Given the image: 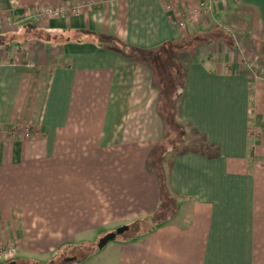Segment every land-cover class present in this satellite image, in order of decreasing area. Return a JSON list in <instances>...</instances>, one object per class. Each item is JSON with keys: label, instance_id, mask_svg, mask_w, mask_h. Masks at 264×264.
<instances>
[{"label": "crops", "instance_id": "crops-1", "mask_svg": "<svg viewBox=\"0 0 264 264\" xmlns=\"http://www.w3.org/2000/svg\"><path fill=\"white\" fill-rule=\"evenodd\" d=\"M199 4L0 0V264L106 236L101 264H264V0ZM175 47L195 50L181 74ZM162 94L194 144L165 155L164 189Z\"/></svg>", "mask_w": 264, "mask_h": 264}, {"label": "rangeland", "instance_id": "rangeland-1", "mask_svg": "<svg viewBox=\"0 0 264 264\" xmlns=\"http://www.w3.org/2000/svg\"><path fill=\"white\" fill-rule=\"evenodd\" d=\"M190 47L193 48L194 46L191 45ZM190 47H189L188 50L185 49L184 55H182V56H181V51H182L181 49H183V48H178V49H176V47L173 48L174 49V51H172L173 58L177 59V61H175V65L174 66H176V65L178 66V70H179L180 74L183 73V70H184L183 66H185L184 63L186 61L190 60L191 56L193 55V52L195 51V50L191 51ZM187 54L189 56H187ZM175 69H177V68L175 67ZM166 105H165V107H166ZM176 108H177V105H175L172 109L174 110ZM167 109L169 111L170 107H168ZM175 112L176 111L174 110V113ZM172 119H171L170 122H168V128H167V137L169 139L168 147L171 148V149L173 148L172 147L173 144H176V145L181 144L180 143V141L182 140L181 133H182V131L186 130L185 127H184V124H182L179 121L178 116H177L176 113H175L174 119L173 120ZM188 145L189 144H187V146L184 145V147L181 145V146H179L177 148L176 151L181 150V149H187ZM159 154H161V148H159V150H158V155ZM149 166L155 171V173H157V177L160 179L161 172L159 170H160V167H162V163H159V158L156 157V160L154 158L153 159L151 158V160L149 161ZM172 208L173 207L168 202V204H163V208H162L161 211H165V212L168 213V212L173 210ZM132 226L133 227L128 229V231H126V232L125 231L124 232H120L121 230H123L126 227L120 228L117 231V234H116V241L110 242L109 246H112L113 244H116V242H119L121 240L124 241V240L130 239V238L132 239L135 236V234H136L135 231L137 230V223L132 224ZM87 237L88 238H91V237L95 238L96 236H93L92 233H89L87 235ZM107 237L108 236L100 239V241L98 240L92 246L91 245L86 246V248H76V249L61 250V252L64 255H61V256L58 257V260H56V264H68L69 262L73 261L72 255H75V257H78V258H81V257H83L85 255V258H84V260L82 262L83 264H101L102 261L104 260V256H106L108 254L107 252L109 250V249H107L108 247L101 248V245H102L101 242Z\"/></svg>", "mask_w": 264, "mask_h": 264}, {"label": "trees", "instance_id": "trees-1", "mask_svg": "<svg viewBox=\"0 0 264 264\" xmlns=\"http://www.w3.org/2000/svg\"><path fill=\"white\" fill-rule=\"evenodd\" d=\"M35 36L36 37H39V38L40 37H44V38L49 37V38H52L54 40H57L59 38V36H54L52 34L45 33V32H39V33L35 34ZM27 39H30V37L27 38ZM7 40L8 39L5 36L0 35V48H8L9 47ZM189 45H191V44H189ZM177 48H179V47H177ZM157 54H159V56H160L161 52H157ZM164 64L165 63L163 62V65ZM174 65H175V63H174ZM169 68H171V67L169 66ZM170 75H171L170 74V71H168L167 74H165V75L163 74V77L162 78H165L168 81L169 78H170ZM177 83L178 82L176 80H174L173 83L170 82V81H168L165 84L166 90L169 91L168 86H170V87H172V91H170V92H174V90H177V85H178ZM180 95L181 94H162L161 100H162L163 117L165 119L167 128H168V122H170L171 119L172 118L174 119V117H175V113H174V110L175 109L173 110L172 108L176 105L177 99L180 97ZM165 105H166V107H165ZM168 107H170L171 110L169 109V111H168V109H167ZM166 133H167V131H166ZM181 136H182V140L180 141L181 144H178V145L173 144V146H172L173 147L172 148L173 150H172L171 148L168 147L169 139H168L167 134H166V138L164 139V141H163V143L161 144V147H160L161 148V154H159V156L157 157V158H159V163H162V161H163L165 155H167V153H170L172 151L173 152L176 151L177 148L179 146H181V145L184 147V145L187 146V144H189L188 145L189 148L190 147L193 148L194 144H193V142H191V138H190L193 135L184 130V131H182ZM199 143H198V145L207 146V145H205L206 144V140H204V139L200 140ZM178 151H180V150H178ZM163 170H164V168L163 167H160V170L159 171L161 172V176H160V179H159V183H160V187H162L164 189V187H166V180H165L166 179L165 178L166 176H164ZM131 227H133V226L132 225L131 226H126V231H128V229H130ZM61 253L62 252H60L57 255H55L53 257V260L52 261L44 262V263L43 262H36V263H33V264H56V260H58V257L61 256V255H64L63 253L62 254ZM72 257H73V261L69 262L68 264H74L75 262L78 261V257H75V255H72ZM84 258H85V255L83 257H81L80 259H84Z\"/></svg>", "mask_w": 264, "mask_h": 264}, {"label": "built area", "instance_id": "built-area-1", "mask_svg": "<svg viewBox=\"0 0 264 264\" xmlns=\"http://www.w3.org/2000/svg\"><path fill=\"white\" fill-rule=\"evenodd\" d=\"M226 2V0H200V10L203 12H206L208 14H213L216 11V7L219 3ZM51 15H56V16H62L64 14V10L61 11H49ZM47 14V12H46ZM42 13L39 12V10H35L32 12V17L33 18H42ZM241 61L246 64V66L250 69L254 68V64L245 56H242ZM27 136L30 135L29 132L26 133ZM16 250L14 246L12 245H7L4 247L0 248V263L5 262L8 260H12L15 257Z\"/></svg>", "mask_w": 264, "mask_h": 264}, {"label": "water", "instance_id": "water-1", "mask_svg": "<svg viewBox=\"0 0 264 264\" xmlns=\"http://www.w3.org/2000/svg\"><path fill=\"white\" fill-rule=\"evenodd\" d=\"M124 231H126V228H124V229L121 230L120 232H124ZM112 239H114V236H108L107 238H105V239L101 242V243H102L101 248H103V247L107 244V242L110 241V240H112Z\"/></svg>", "mask_w": 264, "mask_h": 264}]
</instances>
